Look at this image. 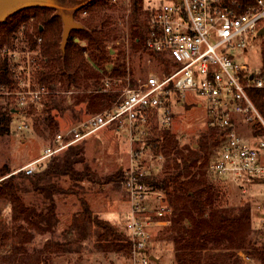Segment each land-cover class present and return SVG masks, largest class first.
<instances>
[{"label":"rangeland","instance_id":"rangeland-1","mask_svg":"<svg viewBox=\"0 0 264 264\" xmlns=\"http://www.w3.org/2000/svg\"><path fill=\"white\" fill-rule=\"evenodd\" d=\"M47 1L53 4L48 7L52 8V12L61 20L63 17H71L80 24L78 28L88 30L83 21L88 17L86 13L88 11L81 8L87 2ZM104 1H106L104 18L106 19V15L110 18L104 29H113L116 34L115 38L105 43V52L109 51L110 60L104 65L108 73L111 72L116 64L118 51L121 50L124 55V73L118 76L107 74L102 78V85L96 90L91 85L75 86L59 82V86L53 91L58 107L51 110L53 120L57 123V127L52 130L47 127L48 120L45 118L46 108L50 107L49 105L40 104L37 109L13 115L10 131L0 135V166L7 164L10 168V172L3 177L42 154L43 148L49 144L57 131L66 129L76 120L95 113L88 109L86 101L88 96L96 95L99 91L114 92L116 98L113 103L117 101L122 88L119 85L116 87L111 85L112 87L106 90L107 79H120L122 86L127 84L132 86L136 79L143 77L150 68L165 64V58L163 60L158 56L154 58V62L151 60V63H148L147 59L151 57L144 46H141L140 36L134 38L130 35L132 1ZM150 1L161 2V0ZM141 4L142 10L145 11L148 1L142 0ZM138 15L139 23H143L142 27H144L145 14L139 11ZM74 29L69 31L67 40L74 35ZM41 34L43 37V33ZM259 35L261 36L249 39L247 49L239 51L238 56L239 62L255 71H261L262 67L261 49L264 44V34ZM73 39L81 42L77 36ZM61 42L62 37L59 45L64 52L67 41L63 47ZM184 96L187 104L174 105L172 123L155 132L159 137L158 146L164 155V160L153 169V175L156 177L164 174L167 163V157L161 147L165 130L177 140L179 148L186 145L197 148L201 137L214 128L207 122L204 100L192 91H187ZM197 102H201V106H198ZM22 121L26 122L27 128L22 131L16 130V125ZM214 129L216 133L213 138H207V146L200 150V157L195 166L214 184L218 191L217 202L226 204L235 217L232 238L236 243V248L233 250L239 258L238 264H264V261L249 253L261 249L264 244V230L257 226V219L264 216L262 207L264 181L259 177L218 176L211 172L209 165L221 145L222 131ZM238 130L243 134L250 132L249 126L244 122L240 123ZM78 145L81 146V158L74 163V168L88 173L81 179H71L68 175L53 178L61 191L52 194L54 202L52 217L40 216L47 212L50 202L33 190L22 191L20 195L24 205L31 207L36 215L33 211L26 214L15 213L13 205L6 198L0 197V232L7 236L0 240V264H133L130 248H120L121 245L116 243L114 235L104 233L105 230L95 219L106 221L116 233L124 232L122 224L128 202L122 183L114 176L121 166L127 164L125 137L120 132L108 128ZM46 160L42 161L43 166L47 163ZM166 197L167 203L170 202L167 194ZM83 202L86 203L90 213L86 212ZM175 214L176 211L171 205L170 213L165 216L166 222L151 227V237L147 247L149 253L157 257V260H153L151 264H175L173 242L169 236ZM14 246H16L15 252H13Z\"/></svg>","mask_w":264,"mask_h":264},{"label":"built area","instance_id":"built-area-1","mask_svg":"<svg viewBox=\"0 0 264 264\" xmlns=\"http://www.w3.org/2000/svg\"><path fill=\"white\" fill-rule=\"evenodd\" d=\"M147 1L144 48L151 57L147 62H154L160 54L165 64L150 68L132 86H122L120 79H107L106 90L111 85L122 88L117 101L57 131L42 154L15 169L36 172L44 159L104 128L123 134L127 164L121 166V183L128 209L122 228L133 264H151L147 247L151 227L164 224L171 211L165 191L145 181L164 160L160 148L147 138L154 125L166 128L172 123L174 105L181 104L178 100L184 99L187 91L204 100L208 124L222 130L221 145L209 165L211 172L264 181V115L249 92L264 89V75L238 61L239 51L246 50L249 39L261 36L258 31L264 29V0ZM34 18L30 16L25 25L35 40L33 48L23 36L24 26L14 47L0 46V60L7 59L13 70L11 83L0 82V101L8 104L14 115L30 105L37 109L50 92L35 78L42 68V34L34 32ZM241 122L249 126V134L238 130ZM16 128L25 129L27 124L22 121ZM257 226L264 230V216L257 219Z\"/></svg>","mask_w":264,"mask_h":264},{"label":"trees","instance_id":"trees-1","mask_svg":"<svg viewBox=\"0 0 264 264\" xmlns=\"http://www.w3.org/2000/svg\"><path fill=\"white\" fill-rule=\"evenodd\" d=\"M131 1L130 35L134 38L140 36L141 46H144L148 16L147 4L145 11H143L142 0ZM105 3L104 0H91L81 7L82 10L88 11L86 12L88 17L83 19L88 30L74 29L73 34L81 42H76L73 39L74 35L70 36L64 52L61 51L59 45L62 20L52 12L53 9L50 7L29 6L16 11L0 22V46L14 47L17 40L20 41L18 32L21 26H24L23 36L28 45L33 48L35 40L25 26L32 15L35 17L34 32L36 34L43 33L40 43L42 68L36 71L35 78L37 82L44 84L50 90L40 101L41 104L50 106L46 108L47 114L45 116L48 120L47 127L50 130L57 127L51 110L58 107L53 91L59 86V82H66L67 85L74 84L75 86L80 84L91 85L96 90L102 85V78L107 74L118 76L125 71L124 55L121 50L118 51L116 64L111 72L108 73L104 65L110 60L109 51L105 52V43L116 37L113 29H104V25L110 19L107 15L105 19V15H103ZM139 11L145 14L144 27H142L143 23H139L138 20ZM157 56L164 60L162 55ZM261 58L262 67L259 73L264 75V44L261 49ZM8 62L7 59L0 60V82L11 83L13 81L11 77L13 70ZM249 92L253 95L255 103L264 115V99L262 98L264 89H250ZM115 98L114 92L99 91L96 95L88 96L86 101L88 102V109L96 113L111 106ZM179 101L182 105L187 104L184 99H179ZM33 109L30 105L21 109V114ZM13 115L14 112L11 107L0 101V135L10 131ZM213 127L221 130L220 127ZM214 128H211L210 133H205L201 137L197 148H191L189 145L179 148L177 140L168 130H165L164 141L161 145L165 157H167L164 174L156 177L153 175L152 169L145 177L147 183L165 191L170 197L168 205L170 207L172 205L176 211L172 232L169 235L173 242L175 264L239 263L236 251L233 250L236 248V243L232 238L235 217L232 216L231 210L226 204L222 205L221 202H217L218 191L213 186L214 184L195 166L200 157V150L207 146V138H213L214 133H216ZM15 129L22 131V129ZM157 129L160 130V127L154 125L147 141L159 148L157 143L159 137L155 133ZM86 139L71 144L63 151L51 155L47 158L45 166L36 172L26 173L24 170H18L3 177L10 172V168L7 164H2L0 166V178L2 177L0 179V197L6 198L13 205L15 213L26 214L33 210L24 205L20 192L33 190L50 202L47 212L40 216L42 218L52 217L54 207L52 194L61 191L55 179L62 175H68L71 179H81L88 173L87 171H77L74 168V163L81 158V146L78 144L85 142ZM49 143H52V139ZM193 167L195 169H192ZM114 177H117L116 179L121 183L123 179L122 167L116 171ZM83 204H85L86 212L90 213L86 203L83 202ZM204 214L206 216H203ZM95 219L99 226L105 230L104 233L108 232L114 235V239L117 240L116 243L121 245L120 248L128 249L129 244L124 232V236L121 233H116L112 227L106 224V221ZM5 237L7 236L0 232V240L2 241ZM15 247L13 252H15ZM249 253L264 261V244L261 249H255Z\"/></svg>","mask_w":264,"mask_h":264},{"label":"water","instance_id":"water-1","mask_svg":"<svg viewBox=\"0 0 264 264\" xmlns=\"http://www.w3.org/2000/svg\"><path fill=\"white\" fill-rule=\"evenodd\" d=\"M83 2H89L91 0H82ZM82 2V3H83ZM50 6L53 5L47 0H0V22L4 21L7 17L11 14L15 13L16 11L29 7V6ZM62 42L61 46L63 47L65 42L67 41V37L69 31L74 28H78L80 24L76 22L71 17H63L62 18ZM258 34H264V29H260ZM77 40V38H75ZM152 260L156 261L157 257L153 254L149 256Z\"/></svg>","mask_w":264,"mask_h":264},{"label":"crops","instance_id":"crops-1","mask_svg":"<svg viewBox=\"0 0 264 264\" xmlns=\"http://www.w3.org/2000/svg\"><path fill=\"white\" fill-rule=\"evenodd\" d=\"M105 129H107V130H108V128H104V129H102V130H100V131H104ZM100 131H99V132H100ZM99 132H98V133H99ZM31 160H32V159H31ZM31 160H30V161H31ZM28 162H29V161H28Z\"/></svg>","mask_w":264,"mask_h":264}]
</instances>
